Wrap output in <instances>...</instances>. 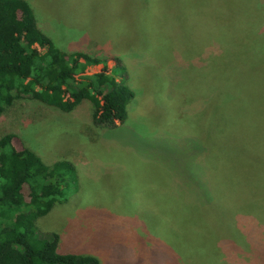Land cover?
Returning <instances> with one entry per match:
<instances>
[{
    "label": "rangeland",
    "instance_id": "1",
    "mask_svg": "<svg viewBox=\"0 0 264 264\" xmlns=\"http://www.w3.org/2000/svg\"><path fill=\"white\" fill-rule=\"evenodd\" d=\"M27 1L58 47L120 58L134 94L117 128L87 102L0 118V136L75 166L41 236L100 264H264V0Z\"/></svg>",
    "mask_w": 264,
    "mask_h": 264
},
{
    "label": "trees",
    "instance_id": "2",
    "mask_svg": "<svg viewBox=\"0 0 264 264\" xmlns=\"http://www.w3.org/2000/svg\"><path fill=\"white\" fill-rule=\"evenodd\" d=\"M99 65L100 71L89 73ZM116 67L125 72L118 57L58 47L27 0H0V118L18 100L62 113L87 102L96 127L117 128L126 122L134 94L119 80ZM16 140L14 133L0 136V264H100L94 256L59 253V234L44 238L40 233L45 231L38 229L39 221L67 200L71 186L77 190L74 164L47 165Z\"/></svg>",
    "mask_w": 264,
    "mask_h": 264
}]
</instances>
